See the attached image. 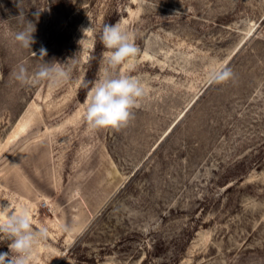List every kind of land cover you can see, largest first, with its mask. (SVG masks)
Segmentation results:
<instances>
[{
    "label": "rangeland",
    "instance_id": "obj_1",
    "mask_svg": "<svg viewBox=\"0 0 264 264\" xmlns=\"http://www.w3.org/2000/svg\"><path fill=\"white\" fill-rule=\"evenodd\" d=\"M16 2L0 0V205L47 228L33 264H264V0H22L32 51ZM117 23L140 49L119 72L147 94L127 126L92 131L83 85ZM41 48L75 58L67 83L15 80ZM223 65L233 79L212 83Z\"/></svg>",
    "mask_w": 264,
    "mask_h": 264
},
{
    "label": "clouds",
    "instance_id": "obj_2",
    "mask_svg": "<svg viewBox=\"0 0 264 264\" xmlns=\"http://www.w3.org/2000/svg\"><path fill=\"white\" fill-rule=\"evenodd\" d=\"M22 0H17L20 10L18 20L22 30L13 34L14 40L24 49H31L35 43L33 33L35 25L25 16L21 7ZM40 10L34 15L38 18ZM92 25L85 32L92 31ZM100 40L105 49L104 67L94 82L85 83L90 88L86 97L85 121L89 130L98 131L111 128L119 131L134 118V109L141 106L146 96V88L140 78L121 74L119 68L131 62L140 53L135 38L120 24H105ZM34 56L36 55L33 52ZM47 51L39 50L40 63L32 71L23 63L13 71L15 80L22 86H34L47 83L50 87H59L71 79L75 58L66 63L45 62ZM71 61L72 63H69ZM234 73L230 67L223 65L211 73V81L221 84L232 80ZM47 228L35 227L31 212L26 207L14 209L11 205H0V238L9 242V252L0 253V264H33L34 254L40 243L47 238Z\"/></svg>",
    "mask_w": 264,
    "mask_h": 264
},
{
    "label": "bare ground",
    "instance_id": "obj_3",
    "mask_svg": "<svg viewBox=\"0 0 264 264\" xmlns=\"http://www.w3.org/2000/svg\"><path fill=\"white\" fill-rule=\"evenodd\" d=\"M24 119V118H23ZM27 119H29L30 120V118L28 117ZM27 120H23V122L22 123H18L17 124V126H16V129H15V131H14V134L16 133V132H21V131H24L25 130V126H26V124H27V122H26ZM17 135V134H16Z\"/></svg>",
    "mask_w": 264,
    "mask_h": 264
},
{
    "label": "trees",
    "instance_id": "obj_4",
    "mask_svg": "<svg viewBox=\"0 0 264 264\" xmlns=\"http://www.w3.org/2000/svg\"><path fill=\"white\" fill-rule=\"evenodd\" d=\"M99 54H100V52H99ZM87 89H88V87L85 90H87Z\"/></svg>",
    "mask_w": 264,
    "mask_h": 264
}]
</instances>
